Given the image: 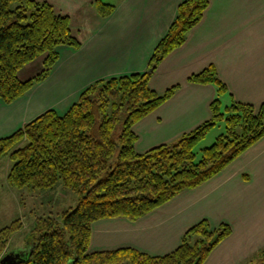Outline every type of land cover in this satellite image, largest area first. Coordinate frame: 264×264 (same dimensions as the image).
I'll use <instances>...</instances> for the list:
<instances>
[{
  "label": "trees",
  "instance_id": "1",
  "mask_svg": "<svg viewBox=\"0 0 264 264\" xmlns=\"http://www.w3.org/2000/svg\"><path fill=\"white\" fill-rule=\"evenodd\" d=\"M97 11L108 17L116 5L94 0ZM210 0H183L166 35L158 42L149 69L98 79L69 109H48L10 135L0 138V158L12 165L8 182L13 187L45 191L62 185L78 195L75 208L59 215L36 217L27 235L31 258L22 264H203L212 249L230 232L218 235L208 219L192 226L182 243L163 255L132 246L90 251L92 225L105 217L138 219L186 189L202 185L225 169L264 136V106L236 102L222 108L220 97L211 103L212 117L178 141L162 143L146 152L135 149L133 126L180 88L165 93L150 86L160 63L182 46L189 32L203 19ZM80 48L72 20L47 0H0V100L12 103L45 80L60 59L58 47ZM47 53L44 69L21 80L19 70ZM154 67L153 70L151 68ZM189 80L214 84L218 94L227 84L211 63ZM220 122L225 132L201 149L197 146ZM24 228L22 220L0 228V256L13 235ZM193 233H201L195 243ZM257 264H264V254Z\"/></svg>",
  "mask_w": 264,
  "mask_h": 264
},
{
  "label": "rangeland",
  "instance_id": "2",
  "mask_svg": "<svg viewBox=\"0 0 264 264\" xmlns=\"http://www.w3.org/2000/svg\"><path fill=\"white\" fill-rule=\"evenodd\" d=\"M47 1L55 6L57 12L71 17L73 33L80 41L87 43L97 31L105 34L109 31L107 26L109 18H105L97 11L94 0ZM102 1L117 5L122 0ZM223 6L221 16L219 3H216L212 14V17L216 16V20L212 21L209 27L212 30V41L204 51L191 54L198 60L206 58V67L217 62L220 70L229 78L233 89L241 95H246L245 100L241 101L234 97L231 90L219 96L218 87L214 85L216 97L212 101L220 97L222 108L225 109L234 99L236 102L251 103L256 111H259L264 106V0H228ZM117 19L118 17L113 23ZM119 24L120 21L116 26ZM214 29L218 33L213 32ZM65 47L74 50L71 46L65 45ZM202 49V46L198 48V50ZM60 51L62 59L60 58L55 64L58 66L55 75L51 72L45 80L38 83L39 85L36 84L38 86L35 91L29 95L36 99L39 110L52 105L65 109L74 103L73 100L66 101L65 94L61 95L63 88L60 81L75 80V72L68 70L63 73L64 68H79L80 75L87 74L88 69L93 70L87 76L85 83L90 81L89 77L102 75L105 77L111 71H106L105 64L103 62L98 64V60L86 61V64L80 67L82 62L73 59L65 48ZM46 55L47 53L41 54L23 66L18 72L19 78L26 80L39 74L45 67ZM93 66L95 68H91ZM170 67L171 65L166 66V69L168 68L166 75L162 72L156 76L153 83L150 82V86L159 93L163 94L167 89L188 81L187 77H182L184 73L178 74L175 68L170 70ZM47 79H49L48 84L51 85L50 89L53 90L46 98ZM176 95L177 93H174L172 97L135 122L133 130L138 136L135 142L137 152H146L161 143L176 142L196 128L183 125L182 118L184 120L187 118L175 114L179 111V107L184 105L181 101H173ZM184 95L187 112L199 114L200 120L202 118L208 120L212 117V101L204 106L193 101L190 106L189 99L193 93ZM0 102L5 101L0 100ZM206 108H209L210 117L206 115ZM13 111V106H0V122L4 115ZM223 132H225V123L220 122L197 146L198 158L201 149L212 145ZM11 165L12 160L9 156L0 158V228L10 225L19 218L24 228L13 235L7 251L27 246V235L36 217L57 216L64 210L75 208L78 204V195L62 185L45 191H31L28 187L11 186L8 182ZM167 203L135 220L128 217H105L97 220L93 223L90 250H109L135 244L141 251L152 255L166 254L169 251L166 250L167 243L172 244L181 235L179 238L181 244L192 226L203 219H208V229L214 231V235H218L227 226H230L231 232L212 249L203 264L259 263L264 254V136L235 158L228 169H223L196 189H187L179 193ZM190 235L191 243H195L202 236L201 233Z\"/></svg>",
  "mask_w": 264,
  "mask_h": 264
},
{
  "label": "crops",
  "instance_id": "3",
  "mask_svg": "<svg viewBox=\"0 0 264 264\" xmlns=\"http://www.w3.org/2000/svg\"><path fill=\"white\" fill-rule=\"evenodd\" d=\"M182 1L183 0H122L119 4L116 5L115 12L111 14V16L107 17L109 18L107 22L109 31L106 32V34L97 31L94 35L91 36V38L88 39L87 43L81 41L82 45L80 48L73 47L74 50L65 47V45L59 46L58 47L59 53L61 52L60 49L65 48L66 51L70 53V56L73 59L82 62L80 67L84 66V64H86V61L98 60L97 61L98 64H101L102 62L103 64H105L104 66L106 67V71L111 70L109 74L106 75L105 77L104 75L97 77H89L90 81L85 83L86 78H88L87 76L89 75V73L91 74L93 70L88 69L87 74L85 73L84 75H80L79 68H75V67H73L74 69L64 68L63 73H65L68 70H73L75 72V76H74L75 80L73 82L60 81V84L63 88L61 95L65 94L66 101L73 100V102H75L76 100H78L80 94L89 85H91L93 82H95L98 79L108 78L112 76H120L125 74H132L136 72H144L148 70L154 49L157 46L158 42L166 35L171 23L174 21L177 15L178 5ZM227 1L228 0H210L209 7L205 11L203 19L189 32L186 42L182 46L172 51L160 63V65L158 66V68L156 69L150 80V82L153 83L156 76L160 75L162 72L163 74L166 75L168 72V68L166 69L167 65H171L170 70L175 68L176 73L178 74L184 73L182 77H187L188 81H186L185 84L180 85L181 88L176 91L177 95L173 99L174 102L181 101L184 103L182 107L181 106L179 107V111L175 113L176 115H181V117L187 118L185 120L184 118H182L183 125L197 127L204 120H206L204 118L200 120L198 118L200 116L199 114L187 112L186 96L184 94L193 93V95H190V99H189L190 106H192L191 103L193 101H196L197 104L201 103L202 106L208 105V103L210 104V102L214 99V97H216V92H215L216 88L214 84L195 83L190 81L189 77L192 74L199 73L201 70L206 68L207 66L206 58L198 60L194 58V56H192L193 54L192 52L198 51L200 53L201 51H204V49L212 41L211 39L212 30H210L209 27L212 25V21L216 20V16L212 17L213 12L215 11L216 3H219L220 5L219 12L221 16L222 14L221 11L223 10L224 7L223 4H225V2ZM116 17H118V19L116 22L113 23V21L116 20ZM119 21L120 24L116 26V23ZM213 32L218 33L216 29H214ZM201 46L203 47V49L198 50V48H200ZM60 58L62 59L61 54H60ZM213 64L216 66L220 78H222V80L227 84L228 89L233 91L234 97L239 101L245 100L246 95H241L239 92L233 89V85L230 83L229 78L225 74H223L222 70H220L219 64L217 62ZM57 67H58L57 65L54 66L52 75H55L54 72L57 69ZM91 68H95V67L93 66ZM48 81L49 79L46 80L47 82L46 98L48 97L50 91L53 90L52 88L50 89L51 85L48 84ZM38 85H36L33 88V90L29 91L27 94H25L24 96L20 97L19 99L15 100L12 103L0 102V106L14 107L13 112L4 115V117H2L1 119L0 138L10 135L16 130L24 127L27 123L32 121L34 118H36L38 115H40L47 109L50 108L56 109L60 113H64L69 109L71 104L68 105L65 109H60L58 106L52 105L51 107H47L45 109L39 110L36 104V99L29 97L30 93H32V91H35ZM67 88L68 91H66ZM205 112L206 115L209 116V108L208 109L206 108ZM169 142H165V143H169ZM230 165H232V163ZM230 165L225 169H228ZM196 188L198 187L191 189H196ZM170 201L168 203H170ZM93 231H94V227L92 225V236H91L90 247L92 245V240H93L92 239ZM162 235L164 234L162 233ZM179 238L178 240H175L172 244L167 243L168 245H165L167 248L166 250H169L167 253L173 251L175 248H177L180 245L181 240ZM131 246L137 249L139 248V246L135 244H132ZM90 251H94V250H90ZM154 255H163V254H154Z\"/></svg>",
  "mask_w": 264,
  "mask_h": 264
},
{
  "label": "water",
  "instance_id": "4",
  "mask_svg": "<svg viewBox=\"0 0 264 264\" xmlns=\"http://www.w3.org/2000/svg\"><path fill=\"white\" fill-rule=\"evenodd\" d=\"M154 67L151 68L153 70ZM32 256V248H20L18 250L7 251L0 258V264H22L28 261Z\"/></svg>",
  "mask_w": 264,
  "mask_h": 264
}]
</instances>
